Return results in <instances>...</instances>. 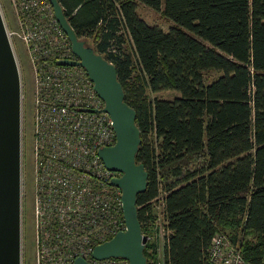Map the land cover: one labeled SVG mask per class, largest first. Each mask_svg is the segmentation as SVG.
I'll use <instances>...</instances> for the list:
<instances>
[{
	"label": "trees",
	"instance_id": "16d2710c",
	"mask_svg": "<svg viewBox=\"0 0 264 264\" xmlns=\"http://www.w3.org/2000/svg\"><path fill=\"white\" fill-rule=\"evenodd\" d=\"M58 2L135 110V160L148 175L138 219L152 218L162 194L164 264H207L212 237L227 230L247 264H264V0ZM137 3L173 25H148ZM209 71L218 76L207 81ZM145 90L176 95L146 100ZM155 249L145 246L147 264Z\"/></svg>",
	"mask_w": 264,
	"mask_h": 264
},
{
	"label": "built area",
	"instance_id": "2783aa9c",
	"mask_svg": "<svg viewBox=\"0 0 264 264\" xmlns=\"http://www.w3.org/2000/svg\"><path fill=\"white\" fill-rule=\"evenodd\" d=\"M16 1L23 28L18 35L29 46L33 63L48 66L39 69L34 110L37 264H72L77 257L91 264H129L120 258H92L96 245L125 229L121 190L110 184L120 174L106 169L97 153L115 143L112 121L100 111L104 103L84 69L58 64L76 58L49 1ZM13 34L8 33L9 40ZM162 196L155 200L162 214L157 230L152 218L141 227L146 244L156 245L152 264H164L169 234ZM57 256L61 258L55 260ZM207 264L247 263L227 234L215 233Z\"/></svg>",
	"mask_w": 264,
	"mask_h": 264
},
{
	"label": "water",
	"instance_id": "95a60500",
	"mask_svg": "<svg viewBox=\"0 0 264 264\" xmlns=\"http://www.w3.org/2000/svg\"><path fill=\"white\" fill-rule=\"evenodd\" d=\"M56 21L70 42L75 60L58 64L81 67L103 101L115 133V143L97 153L104 167L120 176L110 184L121 190L125 229L108 241L96 245L92 258L125 259L129 264H147L143 254L147 237L142 233L136 206L137 196L147 185V172L135 160L141 138L136 126V113L124 100L115 66L99 54L86 40L77 36L58 0H48ZM21 94L19 70L0 11V264H21ZM72 264H91L81 257Z\"/></svg>",
	"mask_w": 264,
	"mask_h": 264
},
{
	"label": "rangeland",
	"instance_id": "374dc122",
	"mask_svg": "<svg viewBox=\"0 0 264 264\" xmlns=\"http://www.w3.org/2000/svg\"><path fill=\"white\" fill-rule=\"evenodd\" d=\"M0 11L7 29L14 33L10 37L11 46L19 70L20 94H21V134H20V154H21V207H20V258L21 264H37L36 256V231L34 223L33 205L35 189V138H34V110L36 106L37 78L39 69L45 71L48 68H42L44 65L35 64L29 56V46L19 37L22 25H20L19 6L16 0H0ZM136 12L138 16L150 26H156L163 31H167L173 24L166 19L162 11H154L151 8L137 3ZM138 75H133L134 79ZM218 76L216 71H209L206 74V80L211 81ZM176 94L172 91H163L157 94H151L145 90L146 100H152L154 97L171 99ZM120 176V175H119ZM152 219L156 220V230L158 224L162 222L161 208L159 204L154 206ZM144 232V231H143ZM227 230L225 234L230 237ZM229 233V234H228ZM158 243L160 240L157 237ZM231 240V239H230ZM237 240L241 242V237ZM245 242L252 243L254 239L250 234L245 237ZM147 245V244H146ZM145 245V246H146ZM150 245V244H149ZM236 245L239 246L238 242ZM150 250V249H149ZM157 250V249H155ZM156 252V251H155ZM61 258L57 256L55 260ZM55 263V262H54ZM64 263V262H61ZM66 263V262H65ZM64 263V264H65ZM60 264V263H58Z\"/></svg>",
	"mask_w": 264,
	"mask_h": 264
}]
</instances>
